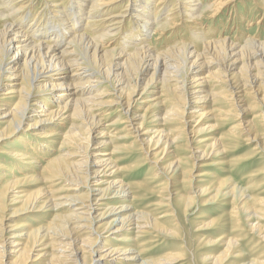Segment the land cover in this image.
<instances>
[{"label":"bare ground","instance_id":"6f19581e","mask_svg":"<svg viewBox=\"0 0 264 264\" xmlns=\"http://www.w3.org/2000/svg\"><path fill=\"white\" fill-rule=\"evenodd\" d=\"M67 1L45 0V3H41V13L51 16L53 22L61 27L51 23L53 27L46 28L44 20L36 15L25 27L23 21L29 19L28 15H20L36 0H0V87L4 83L8 86L3 93L4 97L0 98V126H3L0 128V142L17 135L20 130L22 134L38 129L47 131L39 136L37 134L39 139L52 141L50 139L60 134L56 130L69 124L61 136L63 140L56 156L48 158L39 176L33 179L36 184L50 182L49 188L23 191V182L26 180L16 175L1 184L0 264H264V255L246 262L240 252L239 240L234 235L228 237V233L224 234L226 232L217 238H202L201 241L205 247L212 249L211 252L192 255L191 237L186 233L182 235L178 222L179 217L193 207L199 195L206 196L201 200L202 205L218 203V199L231 197V210L218 227L226 228L228 223L230 231L236 236L244 228L242 223L245 222L248 225L247 232H258L260 241L264 242V227L252 220L264 216V199L247 196L249 187L238 190L234 183L226 179L205 189L202 186L195 187L191 185L195 177L208 175L202 173L193 176L192 167H182L184 160L173 154L166 159L165 165L159 159L162 155L170 157L167 151L173 149L175 141L181 136L187 137V148L193 161L199 163L206 159L208 155L211 156L210 151L220 153L224 147L215 140L213 144L201 146L200 156L195 155L198 147L191 146L194 140L188 135L195 137L199 130L195 131L191 127L188 131L187 121L197 119L196 122L200 123L207 118L214 120L221 117H234L237 124L231 129L245 135L247 143L252 146L249 152L238 157L237 163L249 161L256 156L264 158V129L262 133L255 130L251 134L249 127L252 124L255 129L254 120L264 118V112L257 106L259 102L264 108V42L248 39L244 44H238L218 41V38L216 42L203 43L204 39L197 36L195 41L200 43V53L175 45L174 48L153 54L152 48H133L131 44H139L132 39V35L138 33L149 36L150 27L159 22L155 15L163 11L161 5L165 0H69L70 3L66 5ZM199 1L174 0L169 20L157 25V30L165 31L172 26L168 22L179 15L185 17V22L191 28L201 25L237 0H212L201 11ZM260 5L264 11V0H261ZM118 8L122 10L116 11ZM17 15H20L19 23L14 19ZM127 18L135 19V31L127 36L123 35V28L118 38L127 42L122 49L117 48L116 45L121 42L118 41L117 31ZM82 21L90 31L102 28L101 35L93 33L88 36L83 31L79 32ZM37 26L42 29L41 35L48 34L49 39L39 37ZM66 33H70L71 38L63 42L60 39ZM10 53L13 56L9 57ZM144 75L147 78L138 93V83ZM105 83L108 90L101 89ZM150 94L154 98L147 101L149 103H139L140 99H146L141 96ZM168 94H171L172 106L167 103L170 100ZM246 97L251 102L243 105ZM220 101L228 105L226 110L216 108ZM139 104L147 105L141 115L139 111L142 106ZM108 107L119 108L118 120L109 126L122 125L124 136L118 137L116 133L110 136L112 132L101 130L95 137H91L94 129L102 125L99 116L109 111ZM3 108L5 110L2 112ZM188 108L189 113L186 112ZM248 110L255 113L251 115V120L245 122L242 116ZM26 119L31 120V123L24 131L20 125ZM149 120L159 126L153 132L146 127ZM86 122L89 123L88 127H85ZM174 122H177L178 127L172 130L163 128ZM260 123L264 125V120ZM83 129L88 130L87 133ZM172 133L176 134L172 136ZM103 137L107 140H101ZM128 138L133 140L129 146L114 142ZM202 142L205 141H196L195 144ZM108 144L115 145L109 155H95L98 154L95 151L88 153L90 145H94L93 149H100ZM47 145L43 144V148L51 152L52 149ZM135 147L138 154L143 152L146 156L140 163L137 162L138 165L129 168L144 169L151 166L155 171L153 175L162 180L153 189L149 188L151 193L161 194L158 202L153 205L156 206L155 211L164 208L160 217L158 214L155 216L133 209V190L141 184L127 183L122 177L119 178L122 170L118 167V160H111V155L118 150L128 151ZM158 148L157 153L150 154L151 150ZM7 154L16 161L35 160L33 154L28 152L16 150L8 151ZM198 163L194 162L193 166ZM6 170L13 172V169L7 168L0 161V175ZM259 176H263L261 181L264 182L263 168L252 171L244 179L248 182ZM148 180L143 183L146 184ZM150 180L156 179L152 177ZM177 183L190 186L191 194L194 195L178 193L173 188ZM9 205L15 208L8 218L24 220L30 213L51 212V220L37 227L28 224V221H18L9 227L6 234L1 223L5 218L2 216L4 209ZM108 216H113L112 220L101 225V229L95 227V222L108 219ZM199 218L205 220L201 221L196 232L208 230L220 223L219 219L206 220L203 215ZM164 237L180 242L175 253L153 259L142 257L147 250L141 243L142 247L138 250L141 239L148 238L151 243H156ZM101 241L104 244L100 248ZM188 245L192 256L189 260L184 253L189 252ZM36 247L42 249L31 261L33 257L30 256ZM8 257L9 261L5 262L4 259Z\"/></svg>","mask_w":264,"mask_h":264},{"label":"rangeland","instance_id":"374dc122","mask_svg":"<svg viewBox=\"0 0 264 264\" xmlns=\"http://www.w3.org/2000/svg\"><path fill=\"white\" fill-rule=\"evenodd\" d=\"M43 1H45V0H43ZM43 1L42 0H36V3L32 4L33 6L32 5L27 6L23 11L20 12V15L25 13L28 15V18H29L28 20L23 21L24 26L28 27V24H29L28 21L30 22V19H33L36 15V17L39 16L42 20H44L43 22L46 23V25H45L46 28H50V27L52 28L55 25L58 28H61L59 25H57L56 23L53 22V19L50 18L51 16L48 15V17H47L44 12L41 13V10L43 7L42 4L45 3ZM173 1L174 0H165L162 3L161 6L163 8V11H160L155 15V18H158L159 22L150 27L151 31L149 32L150 33L149 36L147 35V37H146V35L138 34V33L137 34L135 33V35H132V39L135 42H137V44H139V45H132L131 44V46H134L133 48H135V49L136 48L140 49L143 47L152 48V53L156 54V52L158 53V52H161L164 50H168V49L174 48L176 46H185L188 49H191V50L194 49L195 52L200 53L201 52V49H200L201 47L199 46L200 43L195 41L197 36H200L199 39L200 38L204 39V40H202L203 43H213V42H216L218 40V38H219L218 41L225 40V41L235 42L238 44H242V42L244 44V42L248 39H251L252 41H256V42H260V43L264 42V11L262 10L261 5H260L261 0H256L255 2H253V0L252 1L251 0H237L232 6L227 7L225 10L222 11V13H220L219 15L214 17L213 19H206L205 21L202 22L201 25H197L195 27H192L193 29L191 28L190 25H188L189 23L185 22L186 21V19H184L185 17L183 15H179V17L173 18V21L170 20L168 22V24H170L172 26L165 29V31H162V32L158 31L157 25L165 23V22H167V20H169V17L171 15L170 11L172 9V5L175 4ZM211 1L212 0H200L199 1L200 2L199 11L206 9L208 7L209 3H211ZM69 3H70V1L68 0L66 2V5ZM48 5H50V4H48ZM203 5L205 8L203 7ZM233 7H235V8H233ZM120 10H122V9L118 8L116 11H120ZM20 15H17L14 18L15 22L19 23V21H20L19 16ZM259 19H260V21H259ZM51 23H53L52 24L53 26L51 25ZM134 23H135V19H129V18L125 19V21L119 26L121 30L119 29L117 31V38L120 37L123 28H124L123 29V35L128 36V35H131L132 33H134V31H135V24ZM1 24L2 23L0 20V26H1ZM81 25L82 26L78 28L79 32L83 31V32L87 33L88 36H92L93 33H95L98 36V35H101V33H102V28L100 29V27L91 29V31H92L91 32L90 30H88L86 28V25L84 24L83 21L81 22ZM37 28H38L37 32H38L39 37H44V38L49 39L50 36L48 34L42 36L41 35L42 29H40L38 26H37ZM188 28H189V30H188ZM98 31H99V33H98ZM63 38H61L60 40H62L63 42H68L71 38L70 33H66ZM192 38H194V39H192ZM256 38H257V40H256ZM123 40H124L123 38L122 39L118 38V41H121V42H118V45H116L117 48L122 49V47L125 46V42H127V41L126 40L123 41ZM11 56H13L12 53H10L9 57H11ZM146 78L147 77H145V75H144L141 78L140 83H138V88H137L138 93L141 91L140 89L144 85ZM7 88H8V86H6L5 83L3 84L2 87H0V98L4 97L3 93L6 91ZM103 88H105L107 90L109 89L107 87L106 83L101 85V89H103ZM170 95L169 94L167 95V97H169V99H170L169 102H167V103L169 104V106H172L174 103H173V100H171ZM141 97H143V98L146 97V99H142V100L140 99L139 103H143V102L149 103L147 101H150L151 99L154 98V97H151V94L150 95H143ZM250 102H251L250 98L246 97V98H244V101L242 104L248 105ZM139 106H142L141 107L142 109L139 111V113L141 115V114H143V111L147 107V105L146 104H139ZM257 106L259 107V109H261V111L264 112V108L261 107L259 102H257ZM216 108L226 110L228 108V105L224 101L223 102L220 101L217 104ZM117 109L115 107H112V108L108 107L109 111H107L105 114H103L101 116H99V113H96L101 118L102 125L98 126L96 129H94V131L91 133V137H95L97 135V133L100 132L101 130H105L106 131L105 133L112 132V133H110V136H111V134L113 135V133H116L115 135H117L118 137L124 136V131L122 129V125L117 124L116 126H109L110 124H112L114 122V120H118V116L120 113H118L119 108H117ZM4 110H5V108H3L2 112ZM152 111H154V110H152ZM186 112L189 113L190 109L188 108L186 110ZM257 112H259V111H257ZM254 113H255L254 111L248 110L246 115L242 116V118H244L245 122L247 120L249 121V120H251V115ZM189 120L187 121V122H189L188 131L190 130L191 127L195 131L199 130V132L197 134L199 136L195 135V137H194L190 134V135H188L189 138H191L195 142L196 141H205V142H202L200 144H195V142L193 141L191 146L198 147V150H197L198 152L196 151L195 155L200 156L201 154L199 153V150L201 149V146L210 145L211 143L213 144L215 140L217 141L216 143L221 144V146L224 148L218 154H214V151H210L209 154L211 156L208 155L206 159H204L198 163L196 161H193L192 158L190 157L191 153H189V149L187 148V145H189V144H187V141L185 139L187 137L181 136L175 141L174 147H173L174 150L169 149L167 151V153H169L170 157H165L164 155L160 156L159 159L162 160V162H163L162 165H165L166 159L171 158V155L173 154V155L178 156L184 160L183 161L184 164H182V167H184L186 169H190L192 167V175L193 176H196L197 174H202V173H205L206 175H208L205 177H195L196 180H193V182H191V185H195V187L196 186L197 187L202 186L205 189V187H209V186H212L214 184L216 185L221 180L226 179V180H229L230 183H234V185L237 187V189L239 188L238 190H243V189H246L249 187V189L246 193L247 196H249L251 198H255V199H264V182L261 181L263 176H259L257 178H252L251 180H248V182L246 180L247 179L246 177L248 175H250L252 173V171L255 172L257 170H262V168L264 169V167H263L264 166V158L260 159L258 156H256V157L250 159L249 161L237 163L238 157H241V156L245 155L247 152H249V150L252 146L247 143V141H246L247 137L245 135H242L241 133L237 134L238 133L237 130L231 129L235 124H237L236 119L234 117H221V118H216L214 120H208V118H207L205 120H201L200 123L196 122L197 119H189ZM261 120H264V118H262V119L259 118V119L254 120V123H255L254 128L255 129H253L252 124L249 126L251 128V134L255 130L262 133V130L264 129V125H261V123H260ZM30 123H31V120H29V119L23 120L21 125H20V128L25 131L27 129V126ZM88 124L89 123L86 122L85 127H88L89 126ZM68 125L69 124L67 123L65 125V127H62V128H59L56 130V133H60V134H59V136L55 137L54 139H50L53 142L52 141H44V139H39L37 137V134L39 136L40 133L47 132L45 130L43 131L40 129H38L39 131L29 130V132H23L22 134H21V130H20V132L17 135L10 136L9 138H6L2 142H0V157H1L0 159H2L0 161L3 162L7 168L13 169L12 173H10V171H8V170L1 172L0 187L3 185V183L5 181L11 180L12 176L16 175L17 177L19 176L18 177L19 179L25 178V180H26V181H24L25 183L23 182V185H24L22 188L23 191L31 192V191L37 190L38 188L39 189L40 188H44V189L49 188L50 182L48 183L46 181L47 182L46 183L44 181L45 184L44 183L36 184V183H34L33 179L36 178L37 176H39V174H40L39 171L45 165V162L48 160V158H50L51 156H56V151L58 149H60L59 147H60L61 142L63 140L61 138V136L69 127ZM155 125H156V122H153V120H151V121L149 120L146 123V127L152 129V132L156 129V127L157 128L159 127L158 125H156V126ZM244 126L245 125H243L242 128H244ZM174 127H178L177 122H174V123L167 125L163 128H165L166 130H172ZM0 128H3V126H0ZM83 131L87 133L88 130L85 131V129H83ZM33 132H35V133H33ZM176 133H172V136ZM179 133L180 132H178L177 134H179ZM101 135L104 136L105 134L102 133ZM101 135H99V137ZM149 138L150 137H148V139ZM24 140L26 142H23ZM101 140H107V138L103 137ZM81 141H82L81 144L84 145V143H85L84 140L81 139ZM132 141H133L132 139L128 138V139H124V140H117L114 142H115V144L129 146ZM106 142H108V141H106ZM43 144H48L47 147L51 148L52 151L48 152L47 150H45L43 148ZM120 145H117V146H120ZM114 146L115 145L111 146L108 144L107 146H103L100 149H93L94 145H90L88 153L95 151V152H98V154H95V155H100L99 153L109 155L114 150L113 149ZM151 149H153V148H151ZM159 149L160 148H158L157 150H151V151H150V149H148V151H150V154H154V153H157L159 151ZM16 150L21 151L22 153L28 152V153L33 154L32 157L35 158V160H28V161L27 160L26 161L17 160L16 161L14 159V157H12V156L10 157V155L7 154L8 151H16ZM63 150H65V149H63ZM4 152L6 155L5 154L3 155ZM61 153H63V152H61ZM27 156H30V155H27ZM144 156H146V155L143 152H142V154H138V150L135 147L134 149L129 148L128 151H119L118 150L116 154L111 155V160L115 161V162H117V160H118V162H117L118 167L121 168V170H122L120 172V175L118 176L119 178L122 177V179H124L126 182L128 181L127 183L141 184L139 187H135L136 191H134L135 189L133 190L134 200L131 202L133 209H135L136 211H140V212H149V214H152L155 216L159 215V217H160L161 216L160 213H162L164 211V208H161V209L155 211L154 208L156 206H153V205L158 202L161 194H156L153 192L151 193V190H149V188L153 189L158 184V181H162V180H160V178L157 179L158 176L157 177L154 176L155 171L153 170V168L151 166H147L148 168L145 167L144 169L129 168V166L134 167L135 164L138 165L137 162L140 163L141 159H143ZM96 157H99V156H96ZM23 162L24 163L27 162L28 164L25 165V164H23ZM194 162H195V164L198 163V165L193 166ZM202 165H209V166L203 167ZM128 168L131 170H129ZM44 176H46V175L44 174ZM186 176H188V175H186ZM152 177H153V179H156V180H150ZM244 178H246V179H244ZM47 179H48V177H47ZM146 179H149L147 181L148 183L146 182V184H144L143 182ZM194 181H198V183L194 182ZM58 183L59 182H55L54 184H58ZM61 185H63V183ZM145 186H147V187H145ZM173 188L176 189L178 191V193H182V194H186V195H190V196L194 195V194H191L192 193L191 187L188 185H183L182 183L181 184L177 183V184H175V186ZM137 189H138V191H137ZM205 198H206V196H202V195L197 196L196 199L194 200L196 202L195 203L196 205L194 204L193 207H191L187 213L180 216L179 220H178L180 227H181L180 229L182 231V235H185V233H186L188 236L191 237L190 245H191V251L192 252L189 249L190 245L187 246V248L189 249V252L188 251L184 252V249L182 250L185 253V256L188 260L192 259L190 252L192 255L195 254L196 256L197 255L200 256L201 254L211 252L212 249L205 247L204 243L201 241L202 238H204V237H209V238H215L216 237L217 238L220 236V234L222 232H226L224 234L228 233V237H232L234 235V237L239 240L240 252L243 255L246 262H249L255 258H258V255H264V242L260 241V237L257 235L258 232H252V233L247 232L248 231V229H247L248 225L245 222L242 223V226H244V228H242V230H240L238 232V235H236V236L234 233H232L230 231L231 227L228 226V223H227L226 228L218 227L220 224H222L221 222L223 220V217H226V215L231 210V204H232L231 203V197H229L227 199H222V198L218 199V201H219L218 203L202 205L201 200H204ZM236 203H238V202H236ZM14 208H15V206H10V205L6 206V208L4 209L5 210L4 215H2L5 218L2 219L1 225H3L2 227L4 228V231H6V234H7V231L9 230V227L14 225L18 221H25V222L28 221L27 222L28 224L33 225L34 227H37L40 225L41 226L46 225L47 222L51 220L50 219L52 216L51 212L41 213V214L40 213L31 214L30 213V215H28V217H25L24 220H17V219L15 220V218H12V217L8 218ZM176 208L179 209L178 207H176ZM201 215H203L206 218V220H208V219H213V220L219 219L218 222H220V223L217 222L218 223L217 225H214L211 228H207L208 230H201V232H196V230L198 228H200L199 224L201 223V221L205 220V219L199 218ZM108 217H109L108 219L106 218L105 220L103 219L100 222H95V227L99 226L98 229H101L102 228L101 225H103L107 221L112 220V218H113V216H108ZM164 220L166 221L167 219H164ZM252 220H253V222H256V221L259 222V224L262 227H264V216L262 218H253ZM161 221H163V220H161ZM6 234H4V237H7ZM200 235H201V237H199V239H198L197 237ZM147 239L148 238L141 239V241L138 243V245H139L138 250H140V248L142 246L145 247L147 252L142 257L148 258V259H153V258L162 256V255H165V254H170L172 252L175 253L176 250H178V248L180 246L179 241H174L168 237H164L163 240L161 238V239L157 240L156 243H151V241L149 239L148 240ZM103 241L100 242V245H99L100 248L104 244ZM112 243L117 244V242H113V241H112ZM140 243L142 246H140ZM153 244H156V245L154 246ZM151 245H153V246L151 247ZM40 249H42V247L34 248L32 254L30 256V257H33V258H31L32 259L31 261H33L36 253H38ZM196 259L197 258H194V260H196ZM4 261L5 262L9 261V257L7 259H4ZM30 263L31 264H39V262H33V263L30 262ZM91 264H95V263L93 262Z\"/></svg>","mask_w":264,"mask_h":264}]
</instances>
